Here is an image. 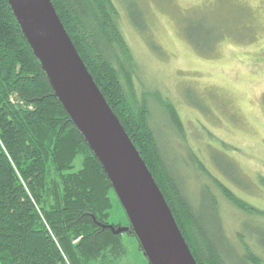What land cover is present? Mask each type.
I'll list each match as a JSON object with an SVG mask.
<instances>
[{"label": "trees", "instance_id": "obj_1", "mask_svg": "<svg viewBox=\"0 0 264 264\" xmlns=\"http://www.w3.org/2000/svg\"><path fill=\"white\" fill-rule=\"evenodd\" d=\"M50 2L151 174L196 264H264V210L237 197L198 159L183 160L185 168H180L178 158L170 160L172 153L162 147L154 119L165 118L178 136L182 124L160 94L155 93L153 105L146 91L136 93V66L112 0ZM220 27L222 33L214 37L202 32L199 45L191 37L189 42L209 52L220 35L235 30L224 22ZM190 169L247 216L237 233V248L208 187L203 186L202 198L208 210L196 211L182 177ZM113 201L119 203L103 168L56 98L6 0H0V264H127L123 234L134 238L149 264L120 203L125 227L108 223Z\"/></svg>", "mask_w": 264, "mask_h": 264}, {"label": "rangeland", "instance_id": "obj_2", "mask_svg": "<svg viewBox=\"0 0 264 264\" xmlns=\"http://www.w3.org/2000/svg\"><path fill=\"white\" fill-rule=\"evenodd\" d=\"M112 2L136 66V93L146 91L153 105L155 93L160 94L182 124L178 136L165 118L154 119L162 147L172 153L170 160L178 158L179 167L185 168L183 160L198 159L237 197L264 210V0ZM223 22L235 30L219 34L211 51L200 52L189 42V37L197 41L206 32L209 37L222 33ZM221 170L243 186L233 184ZM182 173L196 211L208 210L203 186L211 190L226 235L237 248V233L247 216L204 175L196 176L191 169ZM119 206L113 201L108 223L125 227ZM122 241L127 264H147L134 238L123 234Z\"/></svg>", "mask_w": 264, "mask_h": 264}, {"label": "water", "instance_id": "obj_3", "mask_svg": "<svg viewBox=\"0 0 264 264\" xmlns=\"http://www.w3.org/2000/svg\"><path fill=\"white\" fill-rule=\"evenodd\" d=\"M6 2L56 98L103 168L148 263L196 264L161 192L93 82L50 0Z\"/></svg>", "mask_w": 264, "mask_h": 264}]
</instances>
